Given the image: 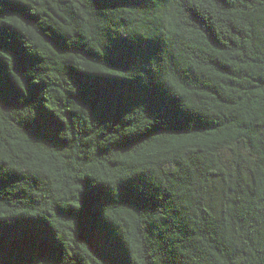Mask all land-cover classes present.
Segmentation results:
<instances>
[{"label":"trees","instance_id":"16d2710c","mask_svg":"<svg viewBox=\"0 0 264 264\" xmlns=\"http://www.w3.org/2000/svg\"><path fill=\"white\" fill-rule=\"evenodd\" d=\"M0 264H264V0H0Z\"/></svg>","mask_w":264,"mask_h":264}]
</instances>
